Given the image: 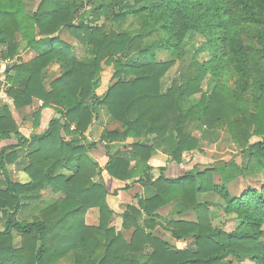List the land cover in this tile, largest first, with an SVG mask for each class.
I'll list each match as a JSON object with an SVG mask.
<instances>
[{
    "label": "trees",
    "instance_id": "16d2710c",
    "mask_svg": "<svg viewBox=\"0 0 264 264\" xmlns=\"http://www.w3.org/2000/svg\"><path fill=\"white\" fill-rule=\"evenodd\" d=\"M3 2L0 59L19 61L7 71L8 96L17 110L42 103L35 129L44 109L59 113L65 124L52 119L44 134L29 141L10 106L0 104V143L12 134L19 138V145L0 151V264H57L69 255L74 264H264V186L239 196L229 188L264 173V0H41L33 14L24 0ZM129 18L139 31L118 32L115 27ZM65 29L87 48L89 59H79L58 36ZM18 33L36 53L29 62L18 58ZM152 34L158 39L147 42ZM196 35L197 45L185 51ZM155 47L171 58L157 61ZM176 59L182 72L167 86ZM104 63L114 67V82L99 96ZM54 64L62 75L47 85ZM102 115L120 129L105 131L100 143L89 141L86 133ZM196 130L205 139L226 132L241 163L198 164L176 178L167 177L165 167L156 180L150 164L155 154L180 166L187 155L203 152ZM29 143V151L21 150ZM99 145L108 159L104 170L91 157ZM22 159L28 184L9 171ZM103 172L125 183L123 191L136 185L145 190L122 215L124 230L133 231L130 241L109 227L115 214L109 192L103 178L95 181ZM47 188L59 199L32 222L20 221L24 202L40 199ZM209 193L224 201L226 215L237 217L235 231L213 226L210 205L201 201ZM173 203L175 214L195 213L197 219H163L159 211ZM92 210L97 226L87 223ZM160 228L188 248L172 246Z\"/></svg>",
    "mask_w": 264,
    "mask_h": 264
},
{
    "label": "rangeland",
    "instance_id": "374dc122",
    "mask_svg": "<svg viewBox=\"0 0 264 264\" xmlns=\"http://www.w3.org/2000/svg\"><path fill=\"white\" fill-rule=\"evenodd\" d=\"M27 7L26 9L29 12H33L38 10L39 5L41 0H27ZM3 0H0V7L3 5ZM104 21H101L98 25H102ZM115 29L118 32L121 31H129L133 33H137L140 29L139 23L132 18H129L127 22H125L121 27H115ZM61 39L69 43L75 52V54L79 57L81 60H87L90 58L89 52L87 48L82 47L76 40H74L70 35L67 33V30L65 29L62 33L58 35ZM147 42H151L153 39H158L156 34H152L149 36L145 37ZM198 42V36L196 35L195 37H192L190 40L187 42V46L185 47V51H187L189 48H191L194 45H197ZM153 52L156 56L157 61H167L171 58V53L167 51H162L160 48H154ZM28 57V56H27ZM24 58V60H29L28 58ZM12 60V59H11ZM13 63L11 66L16 64L17 59L12 60ZM182 66L180 63V59H176V64L175 66L169 71L167 76L165 77L164 81L167 86H169L175 79L180 77V73L182 72ZM115 69L113 66H107L105 63L103 64V72L100 77V86L99 89L97 90V94L99 96H102L109 86L113 84V75H114ZM62 75L61 73V67L59 64H54L52 67H50L47 70V76H48V82L47 85L50 84L54 79L59 78ZM4 81L0 83L2 86L5 85ZM228 85L232 88H235V80L230 79L228 81ZM206 89V86L204 87ZM199 96L194 97L192 100L194 103H197L199 100ZM42 105V104H41ZM27 108V107H26ZM27 112V111H26ZM27 116L25 113L22 115V119ZM105 117V115H102L101 118ZM106 118V117H105ZM96 122V120H95ZM95 123L91 126L89 129V132L86 133V137L89 141L95 142L97 140L101 139V136L104 134V129L101 130L99 128L96 132H94V127ZM108 128V129H107ZM106 131H114V130H119L120 125L118 123H109L106 128ZM193 135L195 137H201L203 138L202 140V150L203 152H198L196 155L198 156L197 159L193 156L187 155L185 157V160L188 161V165L197 162L199 165L205 167V166H214L216 164L224 163V162H231L234 161L236 163H241V158L238 155V149L235 148V146L231 143L230 137L226 132H221L217 135H214L213 138H206L202 135L201 132L199 131H194ZM132 141V140H131ZM130 141V142H131ZM253 141H256L254 139ZM27 149V151H29ZM26 151V152H27ZM155 156V155H154ZM187 165V166H188ZM186 165H180L178 172L175 173V176L180 177L184 173L185 169L190 170V167H187ZM19 174L17 175V179L21 181L19 178ZM1 179V177H0ZM216 183H221V179L218 175L215 176ZM264 186V173L260 176L257 177H250V178H241L233 182L232 184L229 185V188L231 190V193L233 196H239L241 195L245 190L249 189L250 187L254 188H262ZM142 192V191H141ZM110 195V194H109ZM117 195V194H116ZM109 198V196H108ZM59 199V197L55 196L52 193V190L50 188H47L43 191V195L40 199L36 201L38 205L35 204V207H27L24 208L21 213H19L18 219L21 221H26V222H32L33 218L35 216H38L39 212L41 209H44L47 207L49 204L53 203L55 200ZM201 201L204 203H208L210 205V210L212 212L213 218H212V224L215 228L223 230L225 232H233L236 230V228L239 226V220L237 219L236 216L233 215H226L223 212L222 206H224V201L217 195L209 193L206 195L201 196ZM27 202V201H26ZM173 206H169L165 208L163 211H161V214L163 216V219H168V218H177V216L174 214L175 213V204H171ZM128 206V205H127ZM125 206V207H127ZM34 208V209H33ZM126 210V208H125ZM184 218L186 220H196L197 216L195 213H191L190 215H185ZM4 221L2 216L0 215V221ZM87 223L89 225H95L97 226L99 223V218H98V212L97 210H92L88 213L87 215ZM115 229L119 228L118 227V220L117 218L113 222ZM110 227V224H109ZM124 229V228H123ZM264 229V228H263ZM0 230L1 226H0ZM117 231V229H116ZM159 236L162 237L164 240L169 242L172 246H175L177 248H188L189 243H184V242H176L174 239H172L171 235L163 230L162 228L159 229ZM22 242V238L19 236H15V244L17 246H20ZM73 257L72 255H69L65 259L60 260L57 264H74L73 263ZM249 264V263H246Z\"/></svg>",
    "mask_w": 264,
    "mask_h": 264
},
{
    "label": "crops",
    "instance_id": "0c3cea01",
    "mask_svg": "<svg viewBox=\"0 0 264 264\" xmlns=\"http://www.w3.org/2000/svg\"><path fill=\"white\" fill-rule=\"evenodd\" d=\"M26 1L27 0H24L26 7H27ZM36 11L29 12L27 10V12L29 14H33ZM17 41L20 45V55L18 56V58H20L21 60H23L25 62H29L33 58L36 57V53L28 50L27 43L22 39V37L19 33L17 34ZM4 48H5V46H0V50L4 49ZM27 56L29 57V60H24V58H26ZM11 74H13V73H11ZM1 82H3V78L0 77V83ZM4 83H5V85H3V83H2V86L0 85V104H7L8 106H10L11 111H12V115H13V117H14L17 125H18L19 132H20L22 137H25L27 140L31 141L34 136H40L47 131L49 124L52 121V119H58L57 117H58V115H60L59 113H56L53 109H44L42 111V118H41L40 126H39V128L35 129L33 127L34 114L40 110L42 103L41 102H35L30 107L24 108L22 110H17L14 106L13 99L10 98L7 94V90L9 89L10 85L7 84L6 81H4ZM23 113H25V115H27V116H25L22 119ZM60 119H62V116ZM95 124L96 125L94 127V132H96L99 128H101V130L104 129V131H106L108 128L107 129H105V128L109 124V122H108V119L103 116V118L96 120ZM95 142L100 143V140H97ZM17 145H19V138L17 137V135L12 134L9 140H5V141H2L0 143V151L4 148L17 146ZM29 148H30V143L29 144H23V146L21 147V150L27 151V149H29ZM91 157L96 163H98L100 165V168L102 170H104L105 165L108 161L104 146L99 145L98 149L91 154ZM197 157L198 156L195 154L194 155L195 160L197 159ZM24 162H25L24 159L20 160L17 165L10 166L9 171L12 172V178L14 180L18 181L21 184H28L30 182V178L27 175V173L24 171ZM188 163L189 162L185 160L183 165L187 166ZM150 164L153 167V174H154V177L156 180L159 179L160 170L162 168H165V167L169 168L166 175H167V177H170V178H176L177 176H175V173L178 172V170L180 169L179 166L176 164H169V157L162 152L155 154V156H153ZM134 165L135 164L133 163L132 166H134ZM196 165H198V163L194 162V163L188 165L187 167H190L192 169ZM187 171H189V170L185 169V171H183V173H185ZM18 174L20 175L19 178L21 179V181L17 179ZM102 178H103V181L106 185V188L110 194L109 198H108V202H109L111 208L115 212V214L113 215V217L111 218V221H110V228L117 227V226H114V224H113V222L117 218L119 228H116L117 229L116 232L122 233L125 237V240L130 241L132 239V236H133V231H126L123 229V217H122V215L125 212V208H126L125 206H127V205L137 206L138 205L137 199H135L134 196L135 195H141V197L145 196V190L140 185H136L132 191H128V192L123 191V189L126 187V184L123 182L117 181L115 179H112L111 177H109L107 175L106 172H103L101 178L100 177L95 178V181L101 182ZM130 184H134V181H131ZM115 192H118V194L116 195ZM41 195H43V192H41ZM37 200L27 201V202L25 201L24 206H23L22 210L20 211V213L23 211L24 208H27V207H35V209H36L37 206H35V204L38 205L36 203ZM169 206H173V205H168L165 208H167ZM165 208H163L159 211V214L161 216H162L161 211H163ZM190 214L191 213H189L187 215H190ZM175 215L177 216L176 220L185 219L184 218L185 215H183V216H179L177 214H175ZM36 217L37 216H35L33 218V220ZM168 219H171V218H168ZM0 226L2 229V230H0V232H3L5 229L3 220L0 221Z\"/></svg>",
    "mask_w": 264,
    "mask_h": 264
},
{
    "label": "built area",
    "instance_id": "2783aa9c",
    "mask_svg": "<svg viewBox=\"0 0 264 264\" xmlns=\"http://www.w3.org/2000/svg\"><path fill=\"white\" fill-rule=\"evenodd\" d=\"M13 61L11 59H8L6 61H2L0 59V77L3 78V80L6 78L8 68L12 65Z\"/></svg>",
    "mask_w": 264,
    "mask_h": 264
},
{
    "label": "water",
    "instance_id": "95a60500",
    "mask_svg": "<svg viewBox=\"0 0 264 264\" xmlns=\"http://www.w3.org/2000/svg\"><path fill=\"white\" fill-rule=\"evenodd\" d=\"M58 119H60L61 118V115H58V117H57ZM61 122H62V124L64 125L65 124V121L64 120H62L61 119Z\"/></svg>",
    "mask_w": 264,
    "mask_h": 264
}]
</instances>
